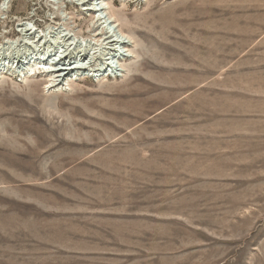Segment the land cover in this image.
<instances>
[{
    "label": "rangeland",
    "instance_id": "374dc122",
    "mask_svg": "<svg viewBox=\"0 0 264 264\" xmlns=\"http://www.w3.org/2000/svg\"><path fill=\"white\" fill-rule=\"evenodd\" d=\"M109 3L130 55L60 86L17 71L19 25L84 42L98 16L0 14V264H264V0Z\"/></svg>",
    "mask_w": 264,
    "mask_h": 264
},
{
    "label": "bare ground",
    "instance_id": "6f19581e",
    "mask_svg": "<svg viewBox=\"0 0 264 264\" xmlns=\"http://www.w3.org/2000/svg\"><path fill=\"white\" fill-rule=\"evenodd\" d=\"M11 2L12 0L2 1V4L0 5V14L8 10ZM76 2L79 5L84 6V11L87 10L89 13H93L95 16H98L97 21L94 23V31L97 32L95 37L92 40H86L83 42L78 40L76 37H72L73 35H70L71 32H66L64 29L59 31L58 29L60 28L56 29L48 26L46 31L40 32L35 30L34 26L32 27L28 23L21 22L23 24L19 25L21 27L20 31L27 36L24 37L22 41L27 43L29 39L38 40L29 41V43L33 45L34 49L28 48L29 52L27 53L26 58L23 60L19 59L17 71L24 73L23 67L27 66L28 69H26L29 72L36 69L39 70L40 68H42L43 71L51 69L52 71L50 70L49 74L50 76L54 75V84L60 86L63 84L64 80H66V77L68 79V76L75 74V72L78 74L81 71H90V69L94 71L95 69L97 75H94V73L92 76L97 77L102 74L103 70L113 71L116 68L115 64L113 65V62H109L110 59L123 60L130 55L131 49L129 47L131 45V40L125 36L126 34H124L120 28L122 24L118 23V20L115 18V14L110 6L109 0H76ZM99 30L101 31L99 32ZM55 31H58V34H63L60 38H58L59 46L56 47H59L60 49H56L55 47H52V45H49L47 48H43V40L48 39L47 36ZM127 38L129 40H127ZM69 40L72 42L68 43ZM19 42L20 41L17 40L8 44L7 49L12 50V52L16 49L20 52V47L24 46V44ZM56 42L57 41H53V44L56 45ZM14 53L17 54V52ZM98 62H100V64H98ZM40 64H48L50 68L40 67ZM27 70L25 71L26 73H28Z\"/></svg>",
    "mask_w": 264,
    "mask_h": 264
}]
</instances>
